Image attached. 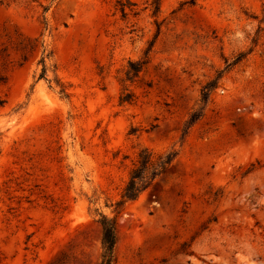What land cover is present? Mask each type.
Segmentation results:
<instances>
[{"label": "rangeland", "instance_id": "374dc122", "mask_svg": "<svg viewBox=\"0 0 264 264\" xmlns=\"http://www.w3.org/2000/svg\"><path fill=\"white\" fill-rule=\"evenodd\" d=\"M101 216L114 264H264V0H0V264H99Z\"/></svg>", "mask_w": 264, "mask_h": 264}, {"label": "trees", "instance_id": "16d2710c", "mask_svg": "<svg viewBox=\"0 0 264 264\" xmlns=\"http://www.w3.org/2000/svg\"><path fill=\"white\" fill-rule=\"evenodd\" d=\"M140 69L133 67L127 71V78L135 77ZM45 71V67L42 69ZM42 76V75H40ZM128 101L121 98L120 102ZM177 156V151L171 149L169 151L155 154L147 148H143L137 155V161L131 169L128 181L123 189L121 201L118 205L127 201H134L138 196L150 186L157 177L164 174L168 167L173 163ZM99 223L102 229V254L99 264H114L115 263V245H116V222L114 219H108L101 216Z\"/></svg>", "mask_w": 264, "mask_h": 264}, {"label": "bare ground", "instance_id": "6f19581e", "mask_svg": "<svg viewBox=\"0 0 264 264\" xmlns=\"http://www.w3.org/2000/svg\"><path fill=\"white\" fill-rule=\"evenodd\" d=\"M244 263H245V264H253V259H252V257H248Z\"/></svg>", "mask_w": 264, "mask_h": 264}]
</instances>
